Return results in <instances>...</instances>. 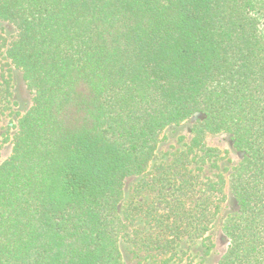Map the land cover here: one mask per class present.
<instances>
[{
  "label": "trees",
  "instance_id": "16d2710c",
  "mask_svg": "<svg viewBox=\"0 0 264 264\" xmlns=\"http://www.w3.org/2000/svg\"><path fill=\"white\" fill-rule=\"evenodd\" d=\"M0 22L31 96L0 164V264H122L129 238L148 264H175L222 200L196 167L222 132L242 159L217 264H264V0H0ZM10 97L0 79V117ZM195 115L187 151L138 184L152 197L120 212L164 129Z\"/></svg>",
  "mask_w": 264,
  "mask_h": 264
},
{
  "label": "rangeland",
  "instance_id": "374dc122",
  "mask_svg": "<svg viewBox=\"0 0 264 264\" xmlns=\"http://www.w3.org/2000/svg\"><path fill=\"white\" fill-rule=\"evenodd\" d=\"M15 36L16 30L14 27L0 22V79L6 80L11 95V105L4 110L3 115L0 117V164L11 155L17 120L31 105V96L26 89L20 71L5 58V48ZM199 118L198 115H195L180 124L171 125L164 129L146 175L130 178L125 182L120 212L131 199L142 202L144 200L148 201L152 197L153 194L149 192L139 196L138 184L154 174L157 167L169 165L178 152L187 151V147L191 144L193 138L192 127ZM200 141L205 149L216 152V158L209 162L206 160L204 165L197 164L196 167H201L199 172L201 178L223 181L222 200L205 236L194 243L182 241L178 244V256L175 264H185L190 261L193 264H217L228 243L222 233L223 221L237 209L229 190V176L232 169L240 163L242 154L233 147L231 136L225 132L205 134ZM199 154L201 152L196 155L199 156ZM135 225L140 224L137 222ZM132 227L130 229H133ZM130 240L129 238L120 241L122 264H148L147 255L132 247Z\"/></svg>",
  "mask_w": 264,
  "mask_h": 264
}]
</instances>
